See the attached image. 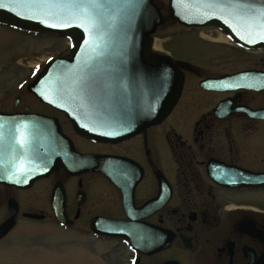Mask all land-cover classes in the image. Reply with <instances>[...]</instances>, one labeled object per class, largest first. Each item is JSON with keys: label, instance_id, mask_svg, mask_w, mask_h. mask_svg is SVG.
<instances>
[{"label": "flooded vegetation", "instance_id": "flooded-vegetation-1", "mask_svg": "<svg viewBox=\"0 0 264 264\" xmlns=\"http://www.w3.org/2000/svg\"><path fill=\"white\" fill-rule=\"evenodd\" d=\"M181 27L196 41L157 50L188 64L178 103L125 140L78 134L27 88L46 112L0 91V228L12 224L0 264H53L44 254L53 230L78 243L77 264H264V187L246 183L264 174V47H239L216 27ZM20 114L55 119L64 136L62 161L25 186L2 178L20 175L24 153L46 164L52 145L21 144ZM21 246L31 248L29 263L16 256Z\"/></svg>", "mask_w": 264, "mask_h": 264}, {"label": "water", "instance_id": "water-1", "mask_svg": "<svg viewBox=\"0 0 264 264\" xmlns=\"http://www.w3.org/2000/svg\"><path fill=\"white\" fill-rule=\"evenodd\" d=\"M261 9L264 0H168L173 21L188 28L216 27L233 44L245 49L264 47ZM92 11L62 6L61 0L41 4L19 0L0 9V24L33 34L51 32L68 39L71 55L48 61L27 89L42 103L65 112L78 134L117 142L163 122L171 114L185 82L179 67L188 64L176 63L170 55L153 50L154 34L165 20L156 0H141L138 10H125L115 28L109 27V16L115 11L111 7L97 31H85L89 25L81 27L82 19L51 26L70 14ZM15 122L20 123L21 144L36 139L37 146L44 145L45 140L52 145V159L46 164H39V158L24 157V153L20 166L15 167L20 175L2 178L4 182L25 186L62 161L58 146L64 136L55 119L39 114H20L15 116ZM246 183L264 187V174ZM11 227L9 222L2 226L0 237Z\"/></svg>", "mask_w": 264, "mask_h": 264}, {"label": "rangeland", "instance_id": "rangeland-1", "mask_svg": "<svg viewBox=\"0 0 264 264\" xmlns=\"http://www.w3.org/2000/svg\"><path fill=\"white\" fill-rule=\"evenodd\" d=\"M160 6L163 15L164 23L158 28L154 34L155 39L160 40L165 52L179 51L181 43H192L196 41L197 34L184 35L185 31L179 23H174L169 17L168 0H156ZM49 32H40L39 34H29L23 31H16L5 28V25L0 24V91L8 89L19 94L24 102L22 105L30 104L31 110L46 112L36 100L28 98L26 91L27 85L36 78V73L39 68L38 63H43L52 57L69 56L70 46L68 39L60 35L47 34ZM182 35V39H178V34ZM171 37L175 39L170 40ZM188 51L189 47H186ZM159 52V51H158ZM36 62V63H35ZM35 63V64H34ZM42 108V109H41ZM63 233L58 230H53L49 233L50 244L48 249L44 250V254L48 257L49 262L53 264H77L79 254V245L71 240L69 233ZM16 238L24 240L20 231L16 232ZM64 239L69 241L68 244ZM28 243V241H27ZM64 243V244H63ZM43 254V255H44ZM31 248L28 252L24 251L21 246L16 256L24 259V262L29 263L32 260Z\"/></svg>", "mask_w": 264, "mask_h": 264}, {"label": "snow or ice", "instance_id": "snow-or-ice-1", "mask_svg": "<svg viewBox=\"0 0 264 264\" xmlns=\"http://www.w3.org/2000/svg\"><path fill=\"white\" fill-rule=\"evenodd\" d=\"M33 3L41 4L48 3L50 0H32ZM240 2V0H236ZM19 3V0H0V9L8 8L9 4ZM62 6L69 8H92L94 11L85 12L82 14H70L67 19H62L58 24L51 25L52 27H57L59 24H70L72 19H82L84 23L81 24V27H84L86 23L89 27H85V31H97L100 28L101 19L107 14V10L111 7L115 11L109 16L110 24L109 27L115 28L116 22L120 19L121 13H124L127 9L138 10L140 7L141 0H61ZM13 10L14 9H10ZM20 15V13H16ZM260 14L264 17V9L260 10ZM34 18V17H27ZM97 45L93 46L95 50ZM20 183L19 180L16 181Z\"/></svg>", "mask_w": 264, "mask_h": 264}, {"label": "bare ground", "instance_id": "bare-ground-1", "mask_svg": "<svg viewBox=\"0 0 264 264\" xmlns=\"http://www.w3.org/2000/svg\"><path fill=\"white\" fill-rule=\"evenodd\" d=\"M220 39L227 41V39L224 36H220ZM153 49H155V50H162L163 49V46H162V43L160 40L155 39L154 44H153Z\"/></svg>", "mask_w": 264, "mask_h": 264}]
</instances>
